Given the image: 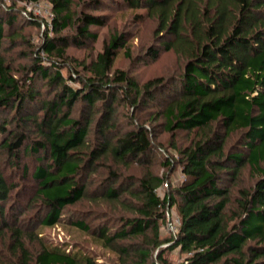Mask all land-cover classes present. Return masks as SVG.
<instances>
[{
    "label": "trees",
    "instance_id": "16d2710c",
    "mask_svg": "<svg viewBox=\"0 0 264 264\" xmlns=\"http://www.w3.org/2000/svg\"><path fill=\"white\" fill-rule=\"evenodd\" d=\"M48 1L51 25L38 45L27 40L31 62L17 76L1 51L20 27H13L14 6L0 0V113L11 112L0 117V251L8 254L0 264H95L78 249L47 246L34 230L59 223L64 208L82 200L95 205L101 220L92 227L82 219L71 223L113 252L117 264H173L165 253L175 248L184 253L175 264H264V0H111L132 12L141 8L134 22L156 19L160 42L146 48L148 57L162 47L184 58L179 74L141 85L112 68L127 44L121 32L78 63L82 71L70 63L65 47L96 39L90 26L103 25L105 16L73 13L71 0ZM78 2L96 9L106 0ZM122 100L132 108L156 103L148 121L198 136L184 147L172 142L175 159L156 140L157 124L130 112L126 123L118 121ZM233 132L240 134L226 147ZM21 153L36 155L34 188L23 205L13 201L15 186L2 170ZM174 162L184 178L158 194ZM244 168L250 185H238ZM174 206L180 223L162 236ZM35 207L39 214L24 213ZM31 240L37 247H29Z\"/></svg>",
    "mask_w": 264,
    "mask_h": 264
},
{
    "label": "rangeland",
    "instance_id": "374dc122",
    "mask_svg": "<svg viewBox=\"0 0 264 264\" xmlns=\"http://www.w3.org/2000/svg\"><path fill=\"white\" fill-rule=\"evenodd\" d=\"M4 5L14 6V16L15 22L13 24L14 29L18 30L20 35L17 39L12 42L9 39L3 40L2 51L6 58V61L10 62L12 68L17 76L22 73V66L31 62V57L27 54L30 50V45L27 40L30 39L35 45H38L42 41L41 35L43 34L42 22L41 24H32L22 19L20 16V11L27 15L31 13L35 18H40L41 20L48 19L51 14L52 5L48 0H2ZM71 9L73 13L78 11H93L95 13H101L105 16V23L100 26H90V28L96 32L97 38L94 40H88L82 45H76L69 43L64 50L67 60L75 64L78 69L80 64L87 63L88 60L93 58L97 51L102 49L104 40L109 38V34L113 32L123 33L126 39V47L118 49V54L113 62V69H125L130 76L136 81L137 84L141 85L147 79H151L154 76H163L164 78L170 77L172 74H179L183 69L184 58L175 53L173 50H165L162 47L158 48V54L154 57H148L146 48L148 46L156 45L160 42V37L154 34V30L157 24L155 18H145L142 21L134 22L132 14L136 11H141V8L135 11H130L128 7L122 3H115L111 0H106L104 5L99 8L86 9L82 3L78 0H71ZM40 8V13H33V8ZM53 15V14H52ZM51 20V19H50ZM48 31L47 35H52V31ZM70 33L68 28L62 31ZM126 49V51H124ZM63 74L66 75L67 70L63 68ZM84 73V72H83ZM36 84L39 86L41 80L37 81ZM68 84L77 85L75 82H69ZM45 86L42 87L44 92ZM118 106H116V117L118 121L126 123L125 116L127 113H131L135 117H140L142 120L146 121L149 125H156L154 133H156V140H158L162 146L167 149L170 156L175 159L178 156V151L175 147L171 146L172 142L176 144L177 147H184L189 144L191 138L197 137L198 132L195 130H190L188 132L183 130H176L172 133L166 131L159 125V119L155 122H150L146 118L149 111L155 110L157 104H149V106H138L137 108H132L129 104L122 100L118 101ZM78 105V104H77ZM77 107L75 106L74 111L76 112ZM11 112L8 110L0 113V117L7 114L10 115ZM98 116L97 114H95ZM96 121V117H95ZM240 134V132H233L226 140V147L229 146ZM41 153V152H40ZM39 153V154H40ZM156 156H160L157 154ZM36 155L29 153H21L16 159L17 163L10 165L8 161L2 164V170H5L7 179L13 183L15 186L12 195L13 201L20 202L22 205L25 204L26 198L33 191L34 181L31 178L30 172L34 165V158ZM26 165L27 171L23 174V167ZM174 169L169 173L168 182L170 184H176L181 181L184 176L181 173L180 166L174 162ZM160 171L164 170L163 167L158 166ZM134 170V169H133ZM135 171V170H134ZM139 171V169H138ZM254 182L252 175L247 168L241 171L238 178V185H250ZM234 190L236 188L234 187ZM164 190H162L163 195ZM95 205L87 200H82L76 202L73 205H69L62 211L60 215L59 223L51 226H35L36 235L41 239L47 246H55L61 244L62 247L66 246L70 250H80L84 254L90 256L95 260V264H117L116 258H114L113 252L106 250L101 247L100 243L95 240L94 236L89 233L79 229L74 226L71 222L75 219L84 220L90 227L96 225L101 219H98V213L94 212ZM102 208V207H101ZM35 210V211H34ZM39 209L28 208L24 213H38ZM39 214V213H38ZM177 212L175 206L169 210L170 218L167 217L165 223L160 227L161 235L168 236L171 232L168 222L176 216ZM36 216V215H34ZM27 222V221H26ZM25 222V223H26ZM30 222V221H28ZM27 222V223H28ZM32 222V220H31ZM38 239V240H39ZM29 247H37L38 242L36 240L28 242ZM8 256L0 251V255ZM168 260L175 264L184 257V253L179 251V248H175L170 252L165 253Z\"/></svg>",
    "mask_w": 264,
    "mask_h": 264
},
{
    "label": "built area",
    "instance_id": "2783aa9c",
    "mask_svg": "<svg viewBox=\"0 0 264 264\" xmlns=\"http://www.w3.org/2000/svg\"><path fill=\"white\" fill-rule=\"evenodd\" d=\"M39 12L40 13V8L37 7V8H33V13H37ZM52 18V12L50 14V16H48V19L45 18V20L42 19V26L44 27L45 25L47 27H50L51 25V19ZM169 186V182L167 181H164L158 188H157V192L158 194H162V190H165L167 187ZM166 215H168V217L170 218V215H169V211L166 212ZM180 223V220H179V217L178 215L174 216V218L171 220H169L168 222V226L171 230V232H175V229L177 228V226L179 225Z\"/></svg>",
    "mask_w": 264,
    "mask_h": 264
}]
</instances>
